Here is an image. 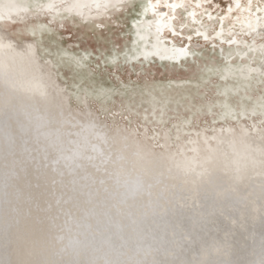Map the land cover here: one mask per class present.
<instances>
[{"label": "bare ground", "instance_id": "bare-ground-1", "mask_svg": "<svg viewBox=\"0 0 264 264\" xmlns=\"http://www.w3.org/2000/svg\"><path fill=\"white\" fill-rule=\"evenodd\" d=\"M231 1L218 17L206 0H0V264H264V0ZM137 5L109 60L195 69L139 91L146 112L124 99L140 136L91 109L114 91L62 83V65L92 79L85 52L38 41Z\"/></svg>", "mask_w": 264, "mask_h": 264}, {"label": "rangeland", "instance_id": "rangeland-1", "mask_svg": "<svg viewBox=\"0 0 264 264\" xmlns=\"http://www.w3.org/2000/svg\"><path fill=\"white\" fill-rule=\"evenodd\" d=\"M230 4L233 5V1L231 0H208L207 1L206 0L203 6L206 8L205 13L207 14L212 13L213 16L218 15V17H221L222 14H226L228 12L227 10L231 6ZM141 8L142 7L138 5L134 7L130 6L129 8H126L120 12H117L118 14L117 13L111 14L110 18L107 19L108 22L105 23L104 29L101 30L100 35L92 31L88 33H81V31L76 32L73 29L72 30L67 29L63 32L64 33L63 40L59 39L56 36V33H53V35L51 36L43 35L38 40L40 53L42 57L44 58L47 57L50 59H53V58L55 59L57 52H61V51L68 52L73 57H82V59H85V55L87 54L89 57V60L86 62L87 66L83 68L82 71H85L87 73L89 72L91 78L94 81L90 79L92 81L86 80V81L81 82L82 80L78 77L79 75L78 71L77 73H75L76 72L75 70L72 71L70 67L66 65H62L57 70L58 72H60L62 83L66 82L65 85L69 86V88L71 89L75 87H78V89H81V87L82 88L86 87V89L88 88V89H91L92 91H96L100 87H103L104 89H110L114 91V94H112L110 99L107 101L108 108L105 112H102L101 107H99L100 105H102V101L96 98L90 100L91 109L95 111L96 113H98L101 119L106 120L108 123L115 122L118 125H126L127 128L135 129L137 131L138 136H140L141 134L140 132L143 130L141 120H139L140 117L139 115L132 114L129 109H126L124 105V99H128V101H132L133 104L131 106L133 108H136V111H140L143 113L148 110L146 108V104L144 103L140 104L137 101L139 98L142 97V95L143 96L145 95V94L141 95L139 91L143 92L147 86H149L150 89H152V87L154 86L157 87V85L161 87L168 86L171 84L172 79L178 78L179 76L178 72H181L183 74V77L180 76V78L184 80H194V76H195V73L193 75L190 74L192 71H195L191 63L187 65L185 63L184 67L186 66L185 68L187 70L185 68H179L178 70H175L167 66L161 67L155 63L149 64L147 66L134 64L129 67V65L122 62L121 58L120 60L116 62H112L109 60L110 57H114L116 55L120 56L121 52L124 51L125 47L129 44V39H130L129 30L130 29L128 26H129L131 19L139 17V15L141 14V10H142ZM208 21L209 20L205 22H208ZM10 28H9L10 35L15 38H17V36L19 37V34H18L19 27L14 26ZM169 36L174 37L172 34H170ZM21 37L22 39L23 38L28 39V36L26 35L21 36ZM177 38L178 39L180 38L179 40H181L180 36H178ZM194 41H200L202 42V44L204 42L203 40H200L198 38L195 39ZM79 72L81 73V71ZM160 79L163 81H161ZM212 80L213 82H216L217 78L213 77ZM124 83L126 85H124ZM212 89H213V86L211 85L210 88L207 87L206 91L202 90L204 92V97L202 98L203 100L204 98L205 99L208 98L209 102L212 103V101L215 99V97H213L212 91H210ZM130 92L134 94L136 93V94L132 96ZM168 92H170V89L168 90ZM156 103L159 105L162 104L161 101L160 102L156 101ZM72 104L74 107L77 106L75 101H72ZM136 104H139V105H137L136 107ZM141 105H143L144 107ZM186 115H187V112L181 110L178 113V116L174 115L171 117L172 119L169 118V122H167V125H170V121H175ZM199 123L202 126H207V125L212 126L213 125L210 119H208V117L206 116L201 117ZM196 124H194L193 126H195L196 128H199L198 124L197 125ZM151 131L153 132V130L150 129V132Z\"/></svg>", "mask_w": 264, "mask_h": 264}]
</instances>
